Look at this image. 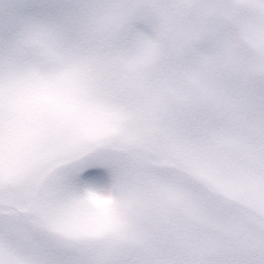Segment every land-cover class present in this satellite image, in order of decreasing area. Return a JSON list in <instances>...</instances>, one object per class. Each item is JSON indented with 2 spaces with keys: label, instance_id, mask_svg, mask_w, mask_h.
<instances>
[{
  "label": "rangeland",
  "instance_id": "obj_1",
  "mask_svg": "<svg viewBox=\"0 0 264 264\" xmlns=\"http://www.w3.org/2000/svg\"><path fill=\"white\" fill-rule=\"evenodd\" d=\"M0 258L264 264V0H0Z\"/></svg>",
  "mask_w": 264,
  "mask_h": 264
},
{
  "label": "water",
  "instance_id": "obj_2",
  "mask_svg": "<svg viewBox=\"0 0 264 264\" xmlns=\"http://www.w3.org/2000/svg\"><path fill=\"white\" fill-rule=\"evenodd\" d=\"M0 264H2L1 260H0Z\"/></svg>",
  "mask_w": 264,
  "mask_h": 264
},
{
  "label": "flooded vegetation",
  "instance_id": "obj_3",
  "mask_svg": "<svg viewBox=\"0 0 264 264\" xmlns=\"http://www.w3.org/2000/svg\"><path fill=\"white\" fill-rule=\"evenodd\" d=\"M4 263V262H3ZM5 264V263H4Z\"/></svg>",
  "mask_w": 264,
  "mask_h": 264
}]
</instances>
